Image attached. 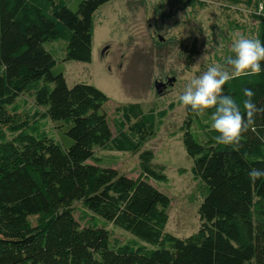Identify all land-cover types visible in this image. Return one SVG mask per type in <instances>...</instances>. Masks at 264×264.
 Returning <instances> with one entry per match:
<instances>
[{"label": "trees", "instance_id": "16d2710c", "mask_svg": "<svg viewBox=\"0 0 264 264\" xmlns=\"http://www.w3.org/2000/svg\"><path fill=\"white\" fill-rule=\"evenodd\" d=\"M110 1L81 0L73 12L67 0H0V264H264V177L248 176L264 168V116L238 151L216 142L211 118L202 143L184 132L192 176L207 191L198 229L180 238L164 227L171 198L149 182L166 181L146 144L168 110L150 115L128 102L109 119L104 92L52 73L44 43L65 40L63 61L89 63L93 13ZM255 19L264 43V8ZM245 88L264 107V71L229 80L223 92L243 109ZM49 121L70 123L67 150ZM106 149L137 154L139 175L118 171ZM108 223L136 237L120 241Z\"/></svg>", "mask_w": 264, "mask_h": 264}, {"label": "rangeland", "instance_id": "374dc122", "mask_svg": "<svg viewBox=\"0 0 264 264\" xmlns=\"http://www.w3.org/2000/svg\"><path fill=\"white\" fill-rule=\"evenodd\" d=\"M80 1L67 0L68 7L75 12ZM255 1L258 8L254 0L251 4L248 0H194V4L190 0H111L93 13L89 63L63 61L65 40L44 43L56 59L53 74H62L68 86L87 83L108 96L104 110L109 119L115 117L116 106L128 102H138L150 115L168 110L156 137L146 144L153 150L154 164L163 167L166 177V181L149 182L171 198L164 226L168 234L183 238L195 233L201 223L199 206L207 191L206 184L192 176L193 160L186 153L182 137L189 130L202 143L208 136L207 125L212 115L208 110L203 116L189 117L178 103L179 96L191 79L207 67L219 65L228 69L227 59L234 56L231 45L238 35L257 39L255 14L263 10L264 0ZM204 54L207 60L194 68ZM2 70L0 66V77ZM166 76L174 77L175 81L165 93H158L155 82ZM19 98L39 108L33 97ZM171 103L173 107L169 110ZM69 125L49 121L46 127L52 139L65 150L73 141L66 135ZM101 152L117 156L118 164L114 167L121 173L134 178L139 175L137 154L107 149ZM108 225V230L120 241L136 237L111 223Z\"/></svg>", "mask_w": 264, "mask_h": 264}, {"label": "clouds", "instance_id": "9594fccd", "mask_svg": "<svg viewBox=\"0 0 264 264\" xmlns=\"http://www.w3.org/2000/svg\"><path fill=\"white\" fill-rule=\"evenodd\" d=\"M231 51L234 56L227 59L228 69H222L219 65L207 67L200 75L191 79L179 100L184 109L197 116H203L209 109L215 108L211 128L219 133L216 142L238 151L242 136L249 131H256V118L264 116V107H258L255 103V91L245 88L243 92L246 99L241 109L231 96L224 94L223 86L229 80L264 71L261 67V61H264V43L259 39L238 35L231 45ZM206 60L207 56L204 54L193 67L199 68ZM248 176L255 182L264 177V168H250Z\"/></svg>", "mask_w": 264, "mask_h": 264}, {"label": "flooded vegetation", "instance_id": "af4514ba", "mask_svg": "<svg viewBox=\"0 0 264 264\" xmlns=\"http://www.w3.org/2000/svg\"><path fill=\"white\" fill-rule=\"evenodd\" d=\"M191 1V0H190ZM169 78H170V76H166L165 78H164V80H158L159 82H161V85L163 86V89H162V91H163V93H165V91L168 89V88H170V85L175 81V80H173L172 81V83H170L169 82ZM171 78H174V77H171ZM175 79V78H174ZM157 81V80H156Z\"/></svg>", "mask_w": 264, "mask_h": 264}, {"label": "water", "instance_id": "95a60500", "mask_svg": "<svg viewBox=\"0 0 264 264\" xmlns=\"http://www.w3.org/2000/svg\"><path fill=\"white\" fill-rule=\"evenodd\" d=\"M102 52H104V50H103ZM173 80H175V79H174V78H169V82H170V83H172ZM155 87H156V91H157L158 93H161V92H162L163 86L161 85V82L156 81V82H155Z\"/></svg>", "mask_w": 264, "mask_h": 264}]
</instances>
